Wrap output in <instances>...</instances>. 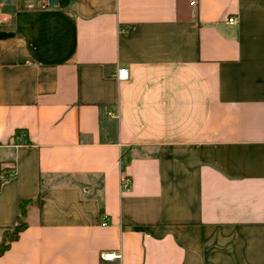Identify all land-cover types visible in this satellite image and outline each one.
<instances>
[{
  "label": "crops",
  "instance_id": "1",
  "mask_svg": "<svg viewBox=\"0 0 264 264\" xmlns=\"http://www.w3.org/2000/svg\"><path fill=\"white\" fill-rule=\"evenodd\" d=\"M0 161V264H264V0H0Z\"/></svg>",
  "mask_w": 264,
  "mask_h": 264
},
{
  "label": "trees",
  "instance_id": "2",
  "mask_svg": "<svg viewBox=\"0 0 264 264\" xmlns=\"http://www.w3.org/2000/svg\"><path fill=\"white\" fill-rule=\"evenodd\" d=\"M20 135L21 136L23 135V137L21 138L22 140H25L27 142L29 141L27 138V131L26 130H24L22 128L17 129L16 137H18ZM15 170H16L15 163H13L12 165L6 166L3 164V162L0 161V175L1 176L8 177V176L12 175L15 172ZM28 200L29 199H24L22 201L21 214H20L16 224L8 225V226H2L0 224V227L4 228L3 236H2V239L0 240V256L11 246V243L15 239L19 238L21 231L27 227L28 222L24 218V214L26 212L25 206H26V202Z\"/></svg>",
  "mask_w": 264,
  "mask_h": 264
},
{
  "label": "built area",
  "instance_id": "3",
  "mask_svg": "<svg viewBox=\"0 0 264 264\" xmlns=\"http://www.w3.org/2000/svg\"><path fill=\"white\" fill-rule=\"evenodd\" d=\"M229 20L235 22V21H237V17L236 16H230ZM117 74H118V76H120L122 78H127L129 75V72H128V69L126 67H121L118 69ZM129 183L130 182L128 179H124L123 186L127 187L129 185ZM104 223H107V221L105 220ZM101 255L105 259H112V258L118 257L120 254L116 253V252L104 251L101 253Z\"/></svg>",
  "mask_w": 264,
  "mask_h": 264
},
{
  "label": "water",
  "instance_id": "4",
  "mask_svg": "<svg viewBox=\"0 0 264 264\" xmlns=\"http://www.w3.org/2000/svg\"><path fill=\"white\" fill-rule=\"evenodd\" d=\"M56 0H50V4H53ZM0 182H1V178H0Z\"/></svg>",
  "mask_w": 264,
  "mask_h": 264
},
{
  "label": "rangeland",
  "instance_id": "5",
  "mask_svg": "<svg viewBox=\"0 0 264 264\" xmlns=\"http://www.w3.org/2000/svg\"><path fill=\"white\" fill-rule=\"evenodd\" d=\"M36 4H37V2H36Z\"/></svg>",
  "mask_w": 264,
  "mask_h": 264
}]
</instances>
